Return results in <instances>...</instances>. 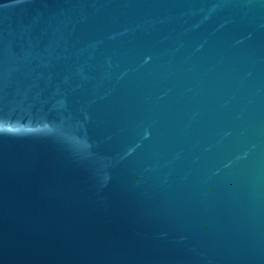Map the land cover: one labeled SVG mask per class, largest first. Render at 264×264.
I'll use <instances>...</instances> for the list:
<instances>
[{
    "label": "water",
    "instance_id": "obj_1",
    "mask_svg": "<svg viewBox=\"0 0 264 264\" xmlns=\"http://www.w3.org/2000/svg\"><path fill=\"white\" fill-rule=\"evenodd\" d=\"M0 264H264V0H0Z\"/></svg>",
    "mask_w": 264,
    "mask_h": 264
}]
</instances>
